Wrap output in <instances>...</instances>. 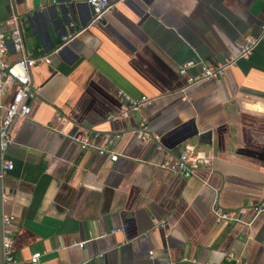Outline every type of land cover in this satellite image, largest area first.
Instances as JSON below:
<instances>
[{
	"label": "crops",
	"instance_id": "obj_1",
	"mask_svg": "<svg viewBox=\"0 0 264 264\" xmlns=\"http://www.w3.org/2000/svg\"><path fill=\"white\" fill-rule=\"evenodd\" d=\"M64 1L0 0L1 30L14 14L30 53L77 32L30 68V111L11 125L13 168L1 191L16 264H32L33 252L34 264H264V212L249 226L210 212L214 202L234 209L264 192V38L218 79L181 90L177 73L187 60L214 65L257 36L264 0H125L71 30L42 12ZM119 90L152 98L142 111L154 139L132 136L135 118L106 119L121 108ZM78 128L123 131L117 159L79 148ZM206 131L210 143H198ZM184 143L209 151L210 169L183 178L157 166Z\"/></svg>",
	"mask_w": 264,
	"mask_h": 264
},
{
	"label": "built area",
	"instance_id": "obj_2",
	"mask_svg": "<svg viewBox=\"0 0 264 264\" xmlns=\"http://www.w3.org/2000/svg\"><path fill=\"white\" fill-rule=\"evenodd\" d=\"M123 1L125 0H85L92 7L93 15L83 28L99 22L105 12L111 10L116 3ZM21 32V24L14 14H11L8 19L7 29L1 30L0 28V264H16L12 253L15 220L13 215L2 211L4 195L1 191V181L3 175L13 168L12 161L5 157V152L11 142L12 122L17 117L28 115L30 111L28 100L35 92L30 87V68L38 61L49 63L50 55L57 54L77 34V32L61 34L59 42L47 52L30 53L23 47ZM263 38L264 21L259 25L257 36H246L235 54L222 56L214 65L187 60L177 69V73L184 77L181 90L200 82L222 77L224 71L234 66L238 60L248 59L257 43ZM193 66H198V71L188 74L186 70ZM10 88H12L10 99L5 102L4 98ZM117 94L122 100L121 108L118 111L107 113L106 119L120 121L135 118V124L130 130L132 136L141 142L154 139L155 136L147 130L146 118L142 111L151 103L152 98L145 95L131 97L120 90ZM123 135V131L99 132L78 128L71 138L79 145V148H93L98 155H106L110 161H115L117 154L114 145ZM211 160L212 154L209 151L193 143H184L176 154L166 153L157 166L172 174L187 178L200 167L210 169ZM248 209L251 212L250 218L242 219V214ZM210 212L217 222H237L249 226L259 213L264 212V192L256 203H248L234 209H224L214 202ZM83 243L84 241H75L72 245L82 247ZM39 255V252H33L29 257V262L36 263ZM147 255L150 257L152 251H147ZM231 258L232 254L227 253L226 260Z\"/></svg>",
	"mask_w": 264,
	"mask_h": 264
},
{
	"label": "water",
	"instance_id": "obj_3",
	"mask_svg": "<svg viewBox=\"0 0 264 264\" xmlns=\"http://www.w3.org/2000/svg\"><path fill=\"white\" fill-rule=\"evenodd\" d=\"M42 12L43 16L51 23L56 22L59 25H66L70 30L77 26L83 27L93 15L92 7L86 2L69 0H65L64 3L58 7L57 11L48 7ZM209 135V131L203 132L200 135L198 143L209 144Z\"/></svg>",
	"mask_w": 264,
	"mask_h": 264
}]
</instances>
